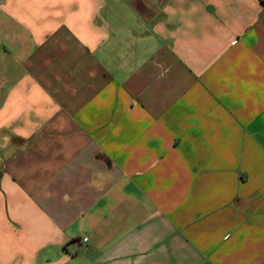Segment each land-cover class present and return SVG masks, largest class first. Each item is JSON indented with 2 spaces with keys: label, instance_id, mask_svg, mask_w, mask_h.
Listing matches in <instances>:
<instances>
[{
  "label": "crops",
  "instance_id": "1",
  "mask_svg": "<svg viewBox=\"0 0 264 264\" xmlns=\"http://www.w3.org/2000/svg\"><path fill=\"white\" fill-rule=\"evenodd\" d=\"M0 264H264V0H0Z\"/></svg>",
  "mask_w": 264,
  "mask_h": 264
},
{
  "label": "built area",
  "instance_id": "2",
  "mask_svg": "<svg viewBox=\"0 0 264 264\" xmlns=\"http://www.w3.org/2000/svg\"><path fill=\"white\" fill-rule=\"evenodd\" d=\"M84 241H87V239H84Z\"/></svg>",
  "mask_w": 264,
  "mask_h": 264
}]
</instances>
